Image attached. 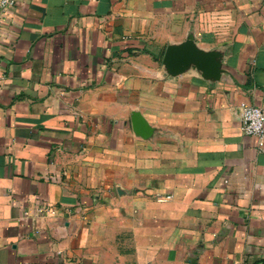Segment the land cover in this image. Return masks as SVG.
Masks as SVG:
<instances>
[{
  "label": "crops",
  "instance_id": "crops-1",
  "mask_svg": "<svg viewBox=\"0 0 264 264\" xmlns=\"http://www.w3.org/2000/svg\"><path fill=\"white\" fill-rule=\"evenodd\" d=\"M190 32L223 53L220 79L164 70ZM240 102L264 107V0H17L0 24V264H264V138Z\"/></svg>",
  "mask_w": 264,
  "mask_h": 264
},
{
  "label": "water",
  "instance_id": "water-1",
  "mask_svg": "<svg viewBox=\"0 0 264 264\" xmlns=\"http://www.w3.org/2000/svg\"><path fill=\"white\" fill-rule=\"evenodd\" d=\"M162 64L164 70L171 76L193 68L207 79L218 80L225 72L223 53L217 49L199 46L192 32L188 33L183 40L166 45ZM131 123L135 133L143 137L151 135L152 127L136 110L131 112Z\"/></svg>",
  "mask_w": 264,
  "mask_h": 264
},
{
  "label": "built area",
  "instance_id": "built-area-1",
  "mask_svg": "<svg viewBox=\"0 0 264 264\" xmlns=\"http://www.w3.org/2000/svg\"><path fill=\"white\" fill-rule=\"evenodd\" d=\"M17 0H0V24L3 12L16 4ZM240 128L246 134L255 135L261 144L264 138V107L240 102L237 110ZM170 195L159 197L168 198Z\"/></svg>",
  "mask_w": 264,
  "mask_h": 264
}]
</instances>
